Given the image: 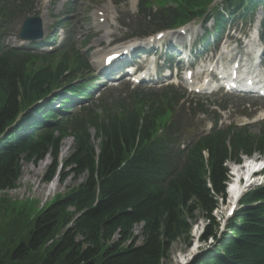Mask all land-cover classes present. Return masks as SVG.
<instances>
[{
    "label": "trees",
    "instance_id": "trees-1",
    "mask_svg": "<svg viewBox=\"0 0 264 264\" xmlns=\"http://www.w3.org/2000/svg\"><path fill=\"white\" fill-rule=\"evenodd\" d=\"M23 1L0 0V190L15 186L21 160L36 163L48 155L53 162L45 181L83 179L33 215L19 210L26 215L25 230L11 238L13 244L0 243V264H161L173 241L183 238L190 245L197 212L205 220L199 241L212 242L186 264H264V183L243 193L222 230L213 216L227 197L225 163L262 154L264 129L253 134L246 127L214 126L181 149L185 124L176 113L179 100L164 90L101 97L65 113L72 101L67 93L90 96L73 83L84 75L87 61L77 50L49 59L5 45ZM169 1L173 6L153 13L147 0H140L141 19L148 18L144 33L193 17H213L218 29L227 17L237 12L245 17L264 4L221 0L212 9L213 0ZM56 89L51 97L59 100L56 109L35 104ZM67 136L72 151L58 162ZM135 225H140L137 235Z\"/></svg>",
    "mask_w": 264,
    "mask_h": 264
},
{
    "label": "rangeland",
    "instance_id": "rangeland-1",
    "mask_svg": "<svg viewBox=\"0 0 264 264\" xmlns=\"http://www.w3.org/2000/svg\"><path fill=\"white\" fill-rule=\"evenodd\" d=\"M31 1L32 2L30 3V6L24 8L25 10L23 12V15L43 16L42 1ZM132 1L133 0H128L117 4L116 2H118V0H50V5L48 8L50 17H47L45 19V28L47 31L55 30L57 32L58 38L64 36L63 28L57 29L56 26H53L55 16H57L58 14H63L64 18L68 19L70 22V26L68 27V29H70L71 27V32H74L75 35H77L75 42L78 45H76V47L80 49L84 56H88L91 68L89 76H98L100 75V73L92 57L93 50L111 48V45L109 47L107 46V42L109 40L115 37L124 39L134 30L131 27L122 28L118 24V21L126 22V24H128L129 26L132 23L131 21H125L126 18L130 16L134 17L136 14V0L134 2V5L132 4ZM16 3L18 2L16 1ZM67 4L69 7L67 6ZM102 5H109L111 7V20L108 29L95 27L96 17L94 13ZM259 15L260 14L256 11L254 14V18L258 20V17H260ZM18 24L19 19H14L10 28L11 36L8 38L9 44L18 43ZM211 25V22L208 25L195 23V25L189 27L188 31L191 33L192 38H194L193 34L196 31L195 39H197L200 35L204 33V28L208 26V28L211 29ZM175 32L176 31H172L169 33L172 36V34H174ZM107 33L111 35L108 38L102 37L103 44H97L98 37ZM85 42H88V45L83 48ZM48 45H50V42L49 44H46V46L43 48L49 49ZM54 54L55 53H52L51 55ZM104 83L105 79L101 78V80L98 81L99 87H102ZM104 85L106 86L107 83H105ZM157 85L159 84L141 82L139 83V85L134 86L133 84H130L124 80H119L114 84H110L106 87L115 88L112 92L108 94L109 97H113L118 96V94L123 92V90L126 94H128V91L135 89L138 91L143 89H151L152 91H156L155 88H158ZM124 93H122V95H124ZM214 96V100H216L217 98L223 99L226 100V103H228V107L226 110H216V113L219 114L222 123L225 124L234 122V124L237 125L250 124V132L252 133H257L262 128H264V119L260 121L255 120L259 113H264V99L248 97L239 98L233 95H222L221 93L214 94ZM210 108L218 109L216 108V106H210ZM242 109L245 110L247 113L254 114L252 115V117H248V115L241 116L239 114V111H241ZM209 116L210 115L200 114L197 116V119L201 122L207 121ZM207 127L208 126H206V128ZM90 133L93 137V142H95L96 140L94 141V130L90 129ZM66 143L68 144L67 150L62 153ZM72 144V138L70 137H66L61 141L58 154V162H62L65 158L69 156L72 151ZM263 158L264 157H262V159ZM41 162H44V164L40 168L39 166ZM52 162L53 161L50 155L45 156L43 160L38 161L36 163L21 160L20 173L16 180L15 186L11 189L0 190V243H9V245L13 244V240L11 238L14 237L17 232L25 230L24 225L26 226V215L22 214L19 210L33 215L36 210L40 209L42 206H46L47 204H49L51 200L57 197L58 195H63L70 191L72 188L76 187L83 179V176H80L76 179L71 176H68L63 181H60L59 176H54V190H52L49 194H46L50 181H45L44 176ZM255 180L257 179L255 178ZM227 209L228 203H220L217 209L213 211V216L216 220L218 219L221 221L222 218L226 215ZM204 225L205 220L202 218L200 213L197 212L196 219L192 221L191 230L189 233L188 240L190 241V245L187 246L183 238H179L173 241L167 251V257L163 259L161 264H185L192 258L194 253L199 252L201 249L208 248L209 243H211L210 241H207L206 243H201V241H197L196 239L198 232L203 228ZM220 230H222V227H219V231ZM134 231L136 235L139 234L140 225H135ZM140 241L141 239L139 238L137 240V243H140Z\"/></svg>",
    "mask_w": 264,
    "mask_h": 264
},
{
    "label": "bare ground",
    "instance_id": "bare-ground-1",
    "mask_svg": "<svg viewBox=\"0 0 264 264\" xmlns=\"http://www.w3.org/2000/svg\"><path fill=\"white\" fill-rule=\"evenodd\" d=\"M48 2L49 0H42V4L44 6V15L41 17L42 20L45 21V18L49 17L48 15ZM98 17L101 22L106 23V25H109V18H110V7L108 5H102L96 12ZM175 37L176 36H171ZM102 38H99L98 40H101ZM127 47V46H124ZM225 48L228 50L229 49V44L225 46ZM123 48L117 47L113 49L106 50L104 52H100L97 50L95 53V58H107L114 56L116 54H119ZM113 58V57H112ZM111 59V58H110ZM68 144H65V147L62 151L64 153L67 150ZM44 162H41L40 168L43 166ZM257 166H259L257 168ZM264 167V158L259 159V158H244L243 161L239 164H230V180L228 181L227 185V203L228 207L230 204H232L235 199L237 198L238 194L241 192V190L244 188L245 185L252 183V177L254 176V171L255 169H263ZM55 180L52 179L50 181L49 187L47 188L46 194H49L52 190H54V184Z\"/></svg>",
    "mask_w": 264,
    "mask_h": 264
},
{
    "label": "water",
    "instance_id": "water-1",
    "mask_svg": "<svg viewBox=\"0 0 264 264\" xmlns=\"http://www.w3.org/2000/svg\"><path fill=\"white\" fill-rule=\"evenodd\" d=\"M41 28L39 18H26L21 24L19 36L25 38H35L39 35V30Z\"/></svg>",
    "mask_w": 264,
    "mask_h": 264
}]
</instances>
